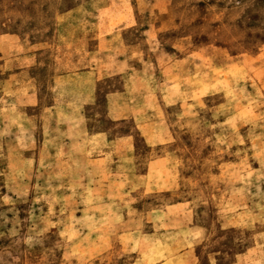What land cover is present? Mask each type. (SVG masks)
<instances>
[{
	"label": "rangeland",
	"instance_id": "obj_1",
	"mask_svg": "<svg viewBox=\"0 0 264 264\" xmlns=\"http://www.w3.org/2000/svg\"><path fill=\"white\" fill-rule=\"evenodd\" d=\"M0 264H264V0H0Z\"/></svg>",
	"mask_w": 264,
	"mask_h": 264
}]
</instances>
